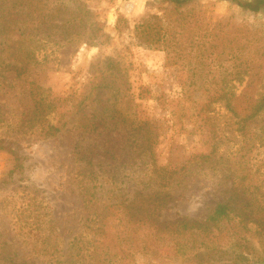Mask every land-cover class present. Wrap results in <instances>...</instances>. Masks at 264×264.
I'll return each mask as SVG.
<instances>
[{
	"label": "rangeland",
	"instance_id": "rangeland-1",
	"mask_svg": "<svg viewBox=\"0 0 264 264\" xmlns=\"http://www.w3.org/2000/svg\"><path fill=\"white\" fill-rule=\"evenodd\" d=\"M61 1L48 0L47 7ZM65 1L84 3L90 19L105 22L104 37L95 46L80 41L51 44V62L30 65L18 78L13 71L0 74V262L52 264L43 251L56 235L66 250L85 233L76 173L84 163L76 151L83 137L88 139L82 127L102 114L110 124L108 145L115 155L99 166L107 170L102 172V189L112 188V181L121 187L122 198H132L144 185L151 187V161L141 154L143 145L150 144L158 165L188 166L182 185L167 191L165 220L182 216L203 223L221 202L236 209L235 226L241 227L240 214L256 220L254 215L264 212V111L245 135L235 131V117L222 104H212L203 119L195 112L207 100L205 89L221 85L223 77L235 72V57L227 53L230 47L235 53V28L263 26L264 7L253 12L230 0H192L180 7L161 0ZM25 2L32 6L38 0ZM152 15L164 18L168 44L153 46L138 33L137 25ZM30 81L55 105L43 124L66 122L56 136L46 138L41 131L30 100ZM103 83L108 84L100 87ZM87 96L91 106L84 104L85 112H78L77 104ZM213 142H218V152L204 162L200 154H209ZM248 225L240 233L253 253L241 250L240 233H235V238L216 242L217 249L209 250L203 260L215 256L225 264H264V229L258 223ZM84 236L82 245L72 249L74 255L87 248L103 251L105 246L91 233ZM105 257L102 254L101 264H112ZM197 260L193 255L154 260L135 252L128 262L201 264Z\"/></svg>",
	"mask_w": 264,
	"mask_h": 264
},
{
	"label": "trees",
	"instance_id": "trees-1",
	"mask_svg": "<svg viewBox=\"0 0 264 264\" xmlns=\"http://www.w3.org/2000/svg\"><path fill=\"white\" fill-rule=\"evenodd\" d=\"M161 1L180 7L192 0ZM230 1L253 12H260L264 7V0ZM47 2L48 0H38L31 6L25 0H0V74L3 71H13L18 78L26 74L30 65L51 62L53 49L48 52L51 44L61 46L80 41L95 46L102 43L105 22L90 19V11L84 3L70 5L62 0L58 6L47 7ZM122 18L123 15L120 14L118 22ZM163 22L162 16L152 15L138 24L136 29L140 30L139 34L144 33L140 36L153 46L156 43L168 44L169 31L163 29ZM227 48L223 51L226 52ZM232 50L230 47L227 53L235 57V72L223 77L221 85L205 89L207 100L196 109L195 114L201 119L206 118V112L212 104H222L228 114L235 117V131L245 135L250 131V124L264 111V25L254 30L236 27L235 53ZM232 81H235V86L231 84ZM30 84V100L33 112L38 116L37 122L41 124V131L45 132L46 138L58 135L66 122L58 120L57 123L43 124L55 105L41 92V86L34 81H30ZM107 84L103 83L100 87H106ZM86 100L88 101V96L77 104L78 112H85L84 104L91 106ZM109 126L104 114L83 126L82 134H87L88 139L83 137L76 151L78 160L84 163V167H80L76 173L81 179L79 187L84 206L82 219L85 233H91L93 240H99L98 244L105 246L106 250L98 252L97 247L91 250L87 248L82 255L81 252L74 255L71 251L84 242L85 233L74 238L66 250L61 248L57 240L59 236L56 235L53 243L43 251L52 264H82L84 261L86 264H101L102 254L112 264H129L128 261L134 258L135 252L154 260L190 258L193 255L201 264L204 261L205 264H225V261L217 260L215 256L207 257L208 260H203V256L208 255L209 250L217 249L216 245L224 238H235V233H240V229L247 228L249 223H258L264 229L262 211L259 215H254L256 220H248L246 214L238 215L241 227L235 226L236 209L228 202L215 205L203 223L182 216L175 220H165L162 212L167 191L182 185L188 166L187 163L181 164L182 166L178 163L158 165L154 152H149L150 144L143 145L141 154L147 155L151 161L147 168L151 185L153 184L151 187L144 185L141 190L135 191L132 198H122L121 187L112 181V188L102 189L106 181L102 179V172L107 170H101L99 166L115 156L113 146L108 145L112 132L107 131ZM198 130L206 134L202 127ZM209 148V154H200L205 159L204 162L211 154L218 152V142L211 143ZM106 192H111L112 195L105 197ZM113 219L116 222L112 225ZM111 229L114 230L110 231ZM232 245L235 247V239ZM238 246L247 253H253L254 248L243 233L239 235Z\"/></svg>",
	"mask_w": 264,
	"mask_h": 264
}]
</instances>
